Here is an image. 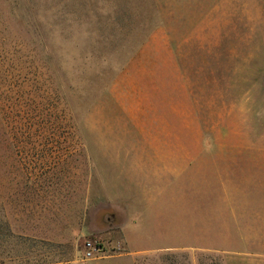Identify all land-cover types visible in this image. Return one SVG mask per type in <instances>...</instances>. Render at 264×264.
Instances as JSON below:
<instances>
[{"label": "rangeland", "instance_id": "rangeland-1", "mask_svg": "<svg viewBox=\"0 0 264 264\" xmlns=\"http://www.w3.org/2000/svg\"><path fill=\"white\" fill-rule=\"evenodd\" d=\"M246 147L264 0H0V264H219L161 249L159 208L190 213Z\"/></svg>", "mask_w": 264, "mask_h": 264}, {"label": "crops", "instance_id": "crops-1", "mask_svg": "<svg viewBox=\"0 0 264 264\" xmlns=\"http://www.w3.org/2000/svg\"><path fill=\"white\" fill-rule=\"evenodd\" d=\"M229 151L264 152L255 147ZM257 155L261 160L249 161L236 174L216 169L220 190L192 193L190 213H184L181 193L174 207L161 204L159 214L176 217L171 222L164 218L160 248L207 252L214 254L219 264H264V156ZM144 217L142 222L151 224V219Z\"/></svg>", "mask_w": 264, "mask_h": 264}, {"label": "built area", "instance_id": "built-area-1", "mask_svg": "<svg viewBox=\"0 0 264 264\" xmlns=\"http://www.w3.org/2000/svg\"><path fill=\"white\" fill-rule=\"evenodd\" d=\"M99 251H100V248H95L91 245V243H87L85 258L90 259L94 255V253L99 252Z\"/></svg>", "mask_w": 264, "mask_h": 264}]
</instances>
